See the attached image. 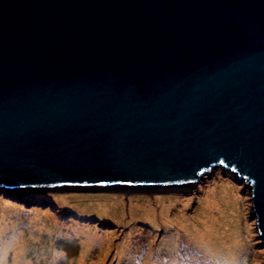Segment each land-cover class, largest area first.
<instances>
[{
    "label": "water",
    "instance_id": "1",
    "mask_svg": "<svg viewBox=\"0 0 264 264\" xmlns=\"http://www.w3.org/2000/svg\"><path fill=\"white\" fill-rule=\"evenodd\" d=\"M200 186L264 264V0H0V202Z\"/></svg>",
    "mask_w": 264,
    "mask_h": 264
},
{
    "label": "rangeland",
    "instance_id": "2",
    "mask_svg": "<svg viewBox=\"0 0 264 264\" xmlns=\"http://www.w3.org/2000/svg\"><path fill=\"white\" fill-rule=\"evenodd\" d=\"M238 225L239 205L203 186L179 207L0 202V264H253Z\"/></svg>",
    "mask_w": 264,
    "mask_h": 264
},
{
    "label": "trees",
    "instance_id": "3",
    "mask_svg": "<svg viewBox=\"0 0 264 264\" xmlns=\"http://www.w3.org/2000/svg\"><path fill=\"white\" fill-rule=\"evenodd\" d=\"M14 195H16V194H14ZM25 196L33 197V200H34V198H35V197H39V196H42V195H38V194H37V195H36V194H32V195H25Z\"/></svg>",
    "mask_w": 264,
    "mask_h": 264
},
{
    "label": "bare ground",
    "instance_id": "4",
    "mask_svg": "<svg viewBox=\"0 0 264 264\" xmlns=\"http://www.w3.org/2000/svg\"><path fill=\"white\" fill-rule=\"evenodd\" d=\"M207 235H209V234L208 233L202 234V236H204V237L207 236Z\"/></svg>",
    "mask_w": 264,
    "mask_h": 264
}]
</instances>
